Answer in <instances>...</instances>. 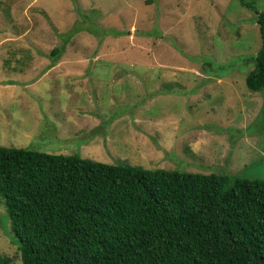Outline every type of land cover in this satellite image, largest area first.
<instances>
[{"label": "rangeland", "instance_id": "obj_1", "mask_svg": "<svg viewBox=\"0 0 264 264\" xmlns=\"http://www.w3.org/2000/svg\"><path fill=\"white\" fill-rule=\"evenodd\" d=\"M243 1L0 0V145L264 179V0ZM12 234L0 200L21 264Z\"/></svg>", "mask_w": 264, "mask_h": 264}, {"label": "trees", "instance_id": "obj_2", "mask_svg": "<svg viewBox=\"0 0 264 264\" xmlns=\"http://www.w3.org/2000/svg\"><path fill=\"white\" fill-rule=\"evenodd\" d=\"M254 10L261 45L246 84L259 91L264 11ZM0 200L21 264H264V179L0 145Z\"/></svg>", "mask_w": 264, "mask_h": 264}, {"label": "crops", "instance_id": "obj_3", "mask_svg": "<svg viewBox=\"0 0 264 264\" xmlns=\"http://www.w3.org/2000/svg\"><path fill=\"white\" fill-rule=\"evenodd\" d=\"M95 57H97V56H95ZM92 58H93V57H92ZM58 60H59V59H56V61H55V60L53 59V61L51 62V64H55V65H56V64L58 63ZM92 60H93V59H92ZM93 61H94V60H93ZM97 61H99V60H97ZM88 62H89V60H88Z\"/></svg>", "mask_w": 264, "mask_h": 264}]
</instances>
